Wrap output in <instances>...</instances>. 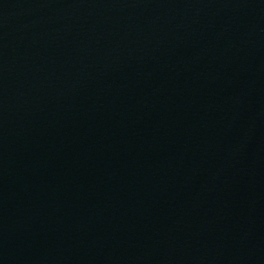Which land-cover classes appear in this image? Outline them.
<instances>
[{
  "label": "water",
  "instance_id": "obj_1",
  "mask_svg": "<svg viewBox=\"0 0 264 264\" xmlns=\"http://www.w3.org/2000/svg\"><path fill=\"white\" fill-rule=\"evenodd\" d=\"M0 264H264V0H0Z\"/></svg>",
  "mask_w": 264,
  "mask_h": 264
}]
</instances>
